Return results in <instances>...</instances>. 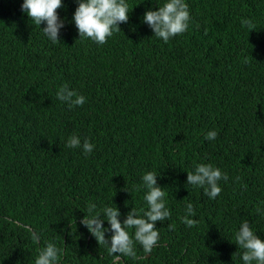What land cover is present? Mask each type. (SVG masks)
Segmentation results:
<instances>
[{"label": "trees", "instance_id": "16d2710c", "mask_svg": "<svg viewBox=\"0 0 264 264\" xmlns=\"http://www.w3.org/2000/svg\"><path fill=\"white\" fill-rule=\"evenodd\" d=\"M162 1L126 0L128 22L100 45L79 39L77 0L57 9L56 44L23 0H0V264H34L47 243L63 250L58 264H244L243 220L264 241V0H185L189 28L167 43L138 18ZM64 84L86 102L57 100ZM73 135L93 152L67 147ZM198 163L228 176L215 199L187 184ZM149 171L171 215L150 254L137 243V259L115 261L80 220L90 203L116 206L121 223L142 215ZM189 202L194 227L181 222Z\"/></svg>", "mask_w": 264, "mask_h": 264}, {"label": "clouds", "instance_id": "9594fccd", "mask_svg": "<svg viewBox=\"0 0 264 264\" xmlns=\"http://www.w3.org/2000/svg\"><path fill=\"white\" fill-rule=\"evenodd\" d=\"M77 3L73 21L79 39H91L100 45L107 43V39L114 33L121 32L119 25L128 22V14L131 11L126 0H77ZM63 6L62 0H23L21 11L40 28L49 41L56 44L60 42L58 32L64 27V21L59 18L57 9ZM156 7L157 10L144 9L138 16L140 24L143 18V22L149 26L155 37L167 43L173 37L182 35L188 30L191 16L185 0H163ZM42 23L46 26L41 29ZM241 26L246 27L248 33L256 27L253 21L247 18L241 19ZM56 99L67 104L69 109L82 106L86 102V97L70 89L67 84L58 89ZM217 135V131L211 130L206 133L205 139L215 140ZM66 146L82 147L85 156L90 155L95 147L88 139L81 144L80 138L76 135L69 137ZM158 176L156 171H149L141 178L142 186L147 189L144 199L148 206L147 210H141L142 215L132 208L121 223L120 212L116 206H106L96 211V205L90 203L88 215H84L80 220V224L96 239L98 245L107 247L115 261H119L122 256L137 259L135 250L137 243L142 246L145 254H150L157 245L160 235L156 222L165 221L171 215L166 207V192L157 184ZM236 179L239 180V177ZM221 180L227 181V174L210 163H198L194 171L187 172V184L203 188L209 199H215L221 193L222 189L218 183ZM136 187L139 190L140 185ZM185 210L186 215L181 217V222L187 227L196 226L198 221L190 218L196 215L193 204L187 203ZM260 211L258 208L257 212ZM105 220L110 228L103 227ZM169 227L173 226L169 225ZM236 228L239 230L235 233V244L243 250L241 259L244 264H264V241L258 237L257 231L248 220L239 222ZM128 229H134V234H130ZM106 232H111L110 237L106 238ZM62 255L61 248L54 243H47L39 250L34 264H58Z\"/></svg>", "mask_w": 264, "mask_h": 264}, {"label": "water", "instance_id": "95a60500", "mask_svg": "<svg viewBox=\"0 0 264 264\" xmlns=\"http://www.w3.org/2000/svg\"><path fill=\"white\" fill-rule=\"evenodd\" d=\"M146 255H148V254H146Z\"/></svg>", "mask_w": 264, "mask_h": 264}]
</instances>
